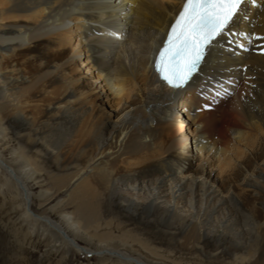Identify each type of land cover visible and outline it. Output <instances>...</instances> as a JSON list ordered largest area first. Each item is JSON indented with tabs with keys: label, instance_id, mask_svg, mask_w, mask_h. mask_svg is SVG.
Listing matches in <instances>:
<instances>
[{
	"label": "bare ground",
	"instance_id": "obj_1",
	"mask_svg": "<svg viewBox=\"0 0 264 264\" xmlns=\"http://www.w3.org/2000/svg\"><path fill=\"white\" fill-rule=\"evenodd\" d=\"M183 4L184 0H0V92L8 98L1 102L0 113L14 116L18 128L30 124L19 113L26 81L4 71V63L15 54L52 58L46 72L65 89L63 101L50 105L49 133L52 139L60 138L67 129L69 135L70 156L63 173H77L68 183L61 179L56 184L73 211H64L62 222L34 213L23 177L34 169L26 165L20 174L0 156V171L22 189L24 216L52 235V247L64 244L88 256L151 264L106 245L82 247L75 237L79 221L97 222L99 205L111 196L124 204L130 203L129 194L147 196V207L157 209L168 208L173 200L180 208L191 207L193 198L200 197L213 203L216 212L228 209L238 220L239 245L248 254L242 262L264 264V0L256 5L247 0L233 22V31L246 33L247 39L220 38L190 83L173 89L158 78L153 60ZM241 42L245 49L237 48ZM83 67L87 73H81ZM229 79L235 83L228 84ZM221 81L233 91L231 97H215ZM99 90L98 98L110 109L92 100ZM183 114L191 123L188 128L194 127L193 139L183 134L188 124ZM252 133L258 135L256 144L248 148L245 141ZM193 145L202 155L201 175L178 177V171L190 165ZM218 162L240 175L237 191L229 182L224 193L211 184L218 175L209 165ZM247 200L255 202L260 218ZM189 228L191 236H201L196 219Z\"/></svg>",
	"mask_w": 264,
	"mask_h": 264
},
{
	"label": "rangeland",
	"instance_id": "obj_2",
	"mask_svg": "<svg viewBox=\"0 0 264 264\" xmlns=\"http://www.w3.org/2000/svg\"><path fill=\"white\" fill-rule=\"evenodd\" d=\"M80 55L77 59L79 64L85 58V54ZM51 59L33 54H15L4 63V71L9 77H20L26 81L22 88L25 90L24 100L19 113L30 124L26 129L18 128L14 116L0 113V156L7 166L20 174L28 168L26 165L34 169L31 176H23L32 193L30 206L33 212L45 213L56 222H62L61 214L64 211L71 213L73 208L69 206L66 193L59 190L56 181L62 179L63 184L68 183L77 170L63 173V167L70 156L67 152L70 143L67 129L61 132L60 138L57 136L52 139L49 133L53 123L50 105L63 101L65 96L61 83L46 72ZM79 66L82 67V64ZM76 73L79 75L77 69ZM81 73H87V69L81 68ZM94 80L89 77V81ZM101 92L99 90L97 95L94 94L92 100L99 108L108 110L111 105L108 102L102 103L105 99L98 98ZM7 99L0 92V106ZM182 118L188 123L183 134L191 135L192 138L194 127L188 128L191 123L186 114ZM77 123L79 125L80 121ZM251 135L252 138L245 141L248 148L256 144L255 138L258 136L255 133ZM52 144L56 149L50 146ZM198 154L197 146L190 147V165L188 169L178 171V177L201 175L202 155ZM233 155H237L236 151ZM213 167L217 170L215 173L218 179L209 180L211 184L218 186L224 193L229 182L237 191L235 185L240 181L238 172H230L220 162L212 167L209 165V169ZM162 173L165 174V171L162 170ZM20 190V184L14 178L10 181L0 171V264H132L109 256L81 254L64 244L52 247L56 243L52 235L46 234L40 225L24 216ZM127 197L130 202L128 204L114 196L103 201L99 205L97 222L86 224L79 221L75 237L82 247L96 249L106 245L151 264H245L241 259L248 254L239 245L242 238L238 234V220L228 209L216 212L213 203L194 196V205L191 207L180 208L177 200H173V203L169 202L168 208L160 209L148 208L147 196L143 198L129 194ZM167 199L170 201V197ZM246 202L255 217L260 218L255 202ZM195 219L202 232L197 237L190 235L189 228V223Z\"/></svg>",
	"mask_w": 264,
	"mask_h": 264
},
{
	"label": "snow or ice",
	"instance_id": "obj_3",
	"mask_svg": "<svg viewBox=\"0 0 264 264\" xmlns=\"http://www.w3.org/2000/svg\"><path fill=\"white\" fill-rule=\"evenodd\" d=\"M247 0H184L175 22L170 25L167 41L157 50L153 67L158 78L173 89L186 87L197 74L210 54L212 47L220 40L231 36L248 38L246 33L234 32L233 22L241 14ZM253 5L257 0H251ZM260 38V37H257ZM231 43V42H230ZM238 49H245L241 42ZM236 49H233L235 52ZM228 84L235 81L229 79ZM233 91L219 82L215 97H231Z\"/></svg>",
	"mask_w": 264,
	"mask_h": 264
},
{
	"label": "water",
	"instance_id": "obj_4",
	"mask_svg": "<svg viewBox=\"0 0 264 264\" xmlns=\"http://www.w3.org/2000/svg\"><path fill=\"white\" fill-rule=\"evenodd\" d=\"M91 255H93V253Z\"/></svg>",
	"mask_w": 264,
	"mask_h": 264
}]
</instances>
